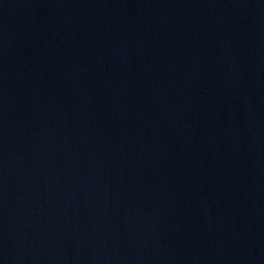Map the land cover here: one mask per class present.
<instances>
[{"label": "water", "instance_id": "1", "mask_svg": "<svg viewBox=\"0 0 264 264\" xmlns=\"http://www.w3.org/2000/svg\"><path fill=\"white\" fill-rule=\"evenodd\" d=\"M263 246L264 0H0V264Z\"/></svg>", "mask_w": 264, "mask_h": 264}]
</instances>
